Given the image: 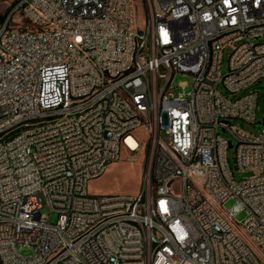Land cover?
<instances>
[{"label": "built area", "instance_id": "built-area-1", "mask_svg": "<svg viewBox=\"0 0 264 264\" xmlns=\"http://www.w3.org/2000/svg\"><path fill=\"white\" fill-rule=\"evenodd\" d=\"M4 1L0 264H264V127L232 123L257 125L259 92L219 89L264 83V0H142V29L134 0ZM179 74L188 94L173 93ZM234 146L254 173L241 182ZM123 151L143 159L139 192L90 195Z\"/></svg>", "mask_w": 264, "mask_h": 264}, {"label": "rangeland", "instance_id": "rangeland-1", "mask_svg": "<svg viewBox=\"0 0 264 264\" xmlns=\"http://www.w3.org/2000/svg\"><path fill=\"white\" fill-rule=\"evenodd\" d=\"M9 9V5L0 4V20L5 17ZM134 24L136 28L142 29L145 25V11L142 0H134ZM264 42V37L260 40ZM231 54V49H228L223 54V66L222 72L226 74L228 71V59ZM194 77L188 74H179L175 77L172 88L173 93L175 95L180 93H186L192 91L194 85ZM182 83L187 84L185 89L181 88L180 85ZM220 91L225 94L229 99H236L244 96L250 91H258L259 92V100L257 111V125H251L241 121H233L232 123L241 126L247 131L257 134L264 127V123L262 119H264V83H258L247 90H244L238 93L236 96H231L229 93L225 92L223 86H220ZM223 136L232 140L230 135L227 133H223ZM127 153L125 151L121 154V161L112 164L107 172L100 178L94 179L90 181L88 190L90 195L93 196H107V195H136L139 192V185L141 180V172H142V163L143 159L140 157L139 162L130 164L126 162ZM228 161L230 168L232 170V174L235 178V181L241 182L244 179L251 178L254 176L252 172H241L237 169L236 163V151L235 146L228 150ZM176 194H179V188H176ZM234 206V201L229 200L225 203L224 208L227 211H230ZM41 214L50 217V222L55 224L58 220V214L56 212L51 211V209L44 203V207L41 210ZM246 219V213L242 212L236 216V221L238 223L244 222ZM256 252V251H255ZM23 255H30L33 253L31 249H24L20 251Z\"/></svg>", "mask_w": 264, "mask_h": 264}, {"label": "bare ground", "instance_id": "bare-ground-1", "mask_svg": "<svg viewBox=\"0 0 264 264\" xmlns=\"http://www.w3.org/2000/svg\"><path fill=\"white\" fill-rule=\"evenodd\" d=\"M12 9V1H4ZM35 0H27V6H34ZM211 42H218V35H211ZM52 116H61V109H52ZM13 134H21V127H13ZM9 143V136H0V148ZM96 225H103V217H96ZM96 225L84 226L85 234L96 233ZM60 243H67V235H60ZM85 248H92V241H85Z\"/></svg>", "mask_w": 264, "mask_h": 264}, {"label": "snow or ice", "instance_id": "snow-or-ice-1", "mask_svg": "<svg viewBox=\"0 0 264 264\" xmlns=\"http://www.w3.org/2000/svg\"><path fill=\"white\" fill-rule=\"evenodd\" d=\"M177 115H179V114H177Z\"/></svg>", "mask_w": 264, "mask_h": 264}]
</instances>
